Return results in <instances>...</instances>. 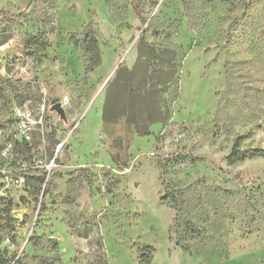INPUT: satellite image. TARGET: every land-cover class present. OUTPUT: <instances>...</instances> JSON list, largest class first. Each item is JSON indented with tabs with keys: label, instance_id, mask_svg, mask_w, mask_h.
Segmentation results:
<instances>
[{
	"label": "rangeland",
	"instance_id": "rangeland-1",
	"mask_svg": "<svg viewBox=\"0 0 264 264\" xmlns=\"http://www.w3.org/2000/svg\"><path fill=\"white\" fill-rule=\"evenodd\" d=\"M131 1L0 0V17L15 16L0 23V115L45 98L44 132L17 157L33 151L50 168L45 185L43 171L25 188L0 185V256L8 264L54 255L60 264H264V210L242 227L235 199L223 195L260 205L264 193L256 192L264 156L226 161L235 143L264 149V0H142V19ZM88 24L99 52L92 67L73 42ZM37 33L48 47L25 48ZM140 38L177 50L176 79L162 93L166 119L147 136L102 121L107 86L119 66L133 67ZM61 99L64 117L52 109ZM157 156L172 163L158 169ZM163 180L216 186V249L187 253L170 240ZM146 246L152 257L143 263Z\"/></svg>",
	"mask_w": 264,
	"mask_h": 264
},
{
	"label": "trees",
	"instance_id": "trees-1",
	"mask_svg": "<svg viewBox=\"0 0 264 264\" xmlns=\"http://www.w3.org/2000/svg\"><path fill=\"white\" fill-rule=\"evenodd\" d=\"M249 3L252 0H240ZM142 0H132V9L136 16L143 18ZM14 15L3 14L1 22H11ZM95 26L88 24L83 28V38L75 39L74 45L84 51L88 57V64L95 65L98 62L99 52L95 37ZM25 48L37 45L42 50L48 47V39L43 35L29 34L25 37ZM176 49L169 45H162L159 50L140 38L137 45V59L131 69L120 67L112 81L108 84L105 101L102 109V121L104 124L123 122L132 127L140 136L150 135L149 127L158 121H165L166 116L162 111V93L165 87L170 86L176 79ZM150 69V70H149ZM264 149L242 150L235 143L228 154V165L242 162L246 159L263 157ZM202 159V158H198ZM203 160V159H202ZM158 169H163L172 163L169 159L160 156L155 157ZM31 178V177H30ZM30 178L28 184H30ZM45 175L39 177V183H43ZM163 196L161 201L169 205L174 211L172 225L169 231L170 240L175 246L187 253L201 254L216 249V231L210 230L216 221V186L206 187L203 181L194 184L179 185L171 181L163 180ZM37 189L40 190V187ZM262 193L261 189L256 190ZM223 195L235 199L233 204L234 218L241 219L244 227L246 220L252 219L254 226L257 218L264 210V193L261 204L251 195L240 197L235 191H223ZM247 196V197H246ZM212 210L214 218L210 215ZM260 208V209H259ZM253 215V216H252ZM40 238L32 239L33 246L37 248ZM53 247H56L54 243ZM145 253L141 254V261L148 263L152 257V246H146ZM37 264H60L57 255L52 257L35 256ZM9 260L0 256V264H8Z\"/></svg>",
	"mask_w": 264,
	"mask_h": 264
},
{
	"label": "built area",
	"instance_id": "built-area-1",
	"mask_svg": "<svg viewBox=\"0 0 264 264\" xmlns=\"http://www.w3.org/2000/svg\"><path fill=\"white\" fill-rule=\"evenodd\" d=\"M57 102L63 106L67 99ZM46 109V100L43 97L35 109L27 104L14 105L11 115L7 118L4 119L0 115V185L7 183L25 188L29 185L28 179L38 171H43L42 174L45 175L43 184L48 182L50 168L42 165V161L33 151L25 153V157H17L19 147L23 143L30 144L34 132L40 134L44 132ZM6 131L9 132L8 135ZM62 145L63 143H59L57 152L61 150ZM40 192L43 195L44 189L41 188ZM1 196L0 192V201Z\"/></svg>",
	"mask_w": 264,
	"mask_h": 264
},
{
	"label": "water",
	"instance_id": "water-1",
	"mask_svg": "<svg viewBox=\"0 0 264 264\" xmlns=\"http://www.w3.org/2000/svg\"><path fill=\"white\" fill-rule=\"evenodd\" d=\"M52 109L55 110L61 117H64V109L63 107L61 106L60 103H55L53 106H52Z\"/></svg>",
	"mask_w": 264,
	"mask_h": 264
}]
</instances>
